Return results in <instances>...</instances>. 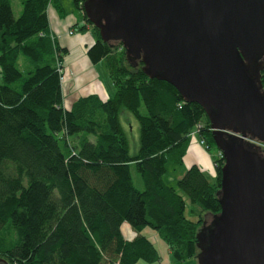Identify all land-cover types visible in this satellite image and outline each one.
<instances>
[{"label":"trees","instance_id":"16d2710c","mask_svg":"<svg viewBox=\"0 0 264 264\" xmlns=\"http://www.w3.org/2000/svg\"><path fill=\"white\" fill-rule=\"evenodd\" d=\"M82 10L80 30L91 27L86 50L102 61L115 89L64 104L62 46L50 29L47 8L66 15L61 0H0V259L8 264H136L159 261L143 234L154 229L171 259L196 256V235L208 215L220 211L223 157L211 154L215 178L191 164L174 185L167 163L182 164L197 134L216 147L210 120L166 81L148 77L118 40L103 41ZM130 57V56H129ZM264 91V67L260 71ZM126 109L139 122V147L129 155L119 121ZM144 110V111H143ZM264 156V146L260 148ZM134 167L142 180L136 187ZM189 201L190 205L187 204ZM136 235L125 239L121 224ZM0 264H2L0 262Z\"/></svg>","mask_w":264,"mask_h":264},{"label":"water","instance_id":"95a60500","mask_svg":"<svg viewBox=\"0 0 264 264\" xmlns=\"http://www.w3.org/2000/svg\"><path fill=\"white\" fill-rule=\"evenodd\" d=\"M83 11L210 120L221 209L197 232V264H264V0H84Z\"/></svg>","mask_w":264,"mask_h":264},{"label":"rangeland","instance_id":"374dc122","mask_svg":"<svg viewBox=\"0 0 264 264\" xmlns=\"http://www.w3.org/2000/svg\"><path fill=\"white\" fill-rule=\"evenodd\" d=\"M61 3L66 13L64 17L58 16L56 11L51 6L47 8V15H48V20L50 22L51 27L57 32V34H59L62 41L68 42V41L76 40L80 36H84V37L86 36L89 38L92 37V39H94L95 37H94V33L91 27H87L83 31L79 29V26L82 25L83 23L82 10L76 8L72 0H61ZM11 4H12V9H13V14L15 17H17L21 9L19 0H11ZM75 18L78 19V22H75ZM71 20H72V23H74L72 26L73 29L67 32V29L70 26ZM65 64L67 65V68L70 72V76L69 77L65 76V79L63 81V93L67 97L72 94L73 85L77 81V76H78L77 73L84 72L85 68H83V65H81L80 59L79 58L77 59L76 56H74V53L72 52L71 54L65 57ZM83 75L84 76L78 81L81 80V82L86 85H89L90 76L92 75L97 76L94 82V86L93 87L88 86L89 89L92 91H95L96 85L98 84L100 86L105 84V86H107L108 88H110L112 84L111 80L106 79L105 77V76H108V73L102 61L96 63L94 66H92L88 70V72L83 73ZM0 83H1V76H0ZM85 91H88V90H85ZM114 92H115V89L113 90V94ZM119 121L125 132V135L128 141L129 155H135L139 147V122L137 118L133 114H131L129 111H127L126 109H122L119 112ZM203 151L205 152V155ZM217 152H218L217 147H211L209 148V150H204V146L200 145V138L198 137V135L193 134L191 136L190 147L188 148L186 154L183 157L182 164H173L170 162L167 163L166 172L164 174V180L168 184L174 185L177 177L183 173V171H181L183 168L187 169L191 164L194 163V161L201 162V160L199 159H201L202 154L208 160L211 154H216ZM201 169L204 171V173L206 174V176L209 178L210 181L214 180L215 178L214 177L215 175L213 174L214 171H210L204 166H202ZM131 175H132V178H133V181L136 187L142 188V180L140 179L138 173L135 171L133 166H131ZM186 202L187 204L190 205L188 200H186ZM209 218H210V215L207 216V220ZM143 234L146 237H148V239H150V241L155 245V247L158 250V253L160 256V262H155L156 264H173L175 262V261H172L170 254L166 252L167 245L160 239L158 233L154 229L150 227H145L143 229ZM171 261L173 263H171ZM175 263L176 264H197V260H196V257H193V258L187 259L186 261H182V262L176 261ZM138 264H151V263L139 261Z\"/></svg>","mask_w":264,"mask_h":264},{"label":"crops","instance_id":"0c3cea01","mask_svg":"<svg viewBox=\"0 0 264 264\" xmlns=\"http://www.w3.org/2000/svg\"><path fill=\"white\" fill-rule=\"evenodd\" d=\"M74 21V20H73ZM82 21H83V19H82ZM75 22H78V19L77 18H75ZM73 24L74 23H72V20H71V22H70V26L68 27V29H67V32L69 31V30H72L73 29ZM49 25H50V22H49ZM72 27V28H71ZM50 29H51V31L53 32V34L57 37V39H58V41H59V43L62 45V46H65V47H67L68 48V54L67 55H69V54H71V52L72 53H74V56H76V58L78 59H80V62H81V65H83V68H85V71L84 72H78L77 73V81H76V83L73 85V90H72V94L70 95V96H67L66 97V95H64V104H65V106L67 107V106H69L70 105V103L74 100V99H76L77 97H79V96H82V95H87V94H91V93H95V94H98L99 96H101L102 98H107V97H111L112 95H113V85L111 84V86H110V88H108L107 86H105V84L104 85H96V89H95V91H92V90H90L89 89V87L88 86H90V87H93L94 86V82H95V80H96V78H97V76H94V75H92V76H90V82H89V85H86V84H83L82 82H81V80L80 81H78L79 79H81L84 75H83V73H85V72H88V70L92 67V66H94L95 64H91L90 62H89V60H88V58H87V55H86V50H87V48L89 47V45H91L92 43H93V40L94 39H92V37H84V36H80L79 38H77L76 40H72V41H68V42H65V41H62V39H61V37L59 36V34H57V32L51 27V25H50ZM66 55V56H67ZM65 56V57H66ZM92 73V72H91ZM96 75V74H95ZM65 76H67V77H69L70 76V72H69V70H68V68H67V65L65 64V59H64V77ZM99 77V76H98ZM106 77V79H109V77L108 76H105ZM107 81V80H106ZM110 81V80H109ZM85 90H88V91H85ZM90 90V91H89ZM85 91V92H84ZM67 102V103H66ZM200 145H202L203 146V144L202 143H200ZM190 147V146H189ZM204 150H206L205 149V147H204ZM203 153H204V155H205V152L203 151ZM203 154L201 155V159H199V160H201V162H199V161H194V163L195 164H197V165H199L200 167H202V166H204V167H206L207 169H209L210 171H214V175H215V170H214V165H213V161H212V158H211V155H210V157H209V159L207 160L206 158H205V156H204ZM203 158V159H202ZM213 169V170H212ZM181 171H185V169L183 168ZM121 232H122V234H123V236H124V238L125 239H132V238H134L135 237V235H136V233H135V231H133L132 230V228L130 227V225L127 223V222H123L122 224H121ZM155 246V245H154ZM157 249V248H156ZM158 251V250H157ZM166 252L167 253H169V250H168V248H167V250H166ZM170 254V253H169ZM172 261H173V259H172ZM171 261V263H173ZM157 262H160V259H159V261H157ZM136 264H138V262L136 263ZM151 264H156L155 262L154 263H151ZM173 264H176L175 262L173 263Z\"/></svg>","mask_w":264,"mask_h":264},{"label":"built area","instance_id":"2783aa9c","mask_svg":"<svg viewBox=\"0 0 264 264\" xmlns=\"http://www.w3.org/2000/svg\"><path fill=\"white\" fill-rule=\"evenodd\" d=\"M70 33H71V31H70ZM64 79H65V77H63V81H64Z\"/></svg>","mask_w":264,"mask_h":264}]
</instances>
